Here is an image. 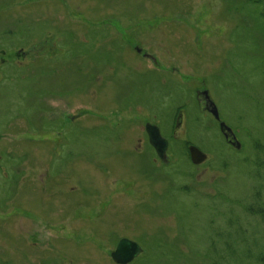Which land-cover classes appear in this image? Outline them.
I'll return each instance as SVG.
<instances>
[{
    "label": "rangeland",
    "instance_id": "rangeland-1",
    "mask_svg": "<svg viewBox=\"0 0 264 264\" xmlns=\"http://www.w3.org/2000/svg\"><path fill=\"white\" fill-rule=\"evenodd\" d=\"M121 236L132 264L263 256L264 0H0V264H116Z\"/></svg>",
    "mask_w": 264,
    "mask_h": 264
},
{
    "label": "water",
    "instance_id": "water-1",
    "mask_svg": "<svg viewBox=\"0 0 264 264\" xmlns=\"http://www.w3.org/2000/svg\"><path fill=\"white\" fill-rule=\"evenodd\" d=\"M203 96L207 101V109L215 116L217 120H219L220 114L218 108L214 101L210 98L209 92L204 91ZM224 126L226 125L224 123H221V127L224 128ZM227 129L228 130L226 131L232 133V130H230L229 128ZM146 132L148 134L150 144L155 148L160 159L164 162H167L169 142L165 137H163L160 127L156 124L148 122L146 124ZM189 152L192 162L196 165L203 163L207 159V155L195 146H189ZM142 251V247L136 242L122 240L118 248L112 253V257L115 262L119 264H126L137 257L140 253H142Z\"/></svg>",
    "mask_w": 264,
    "mask_h": 264
},
{
    "label": "flooded vegetation",
    "instance_id": "flooded-vegetation-1",
    "mask_svg": "<svg viewBox=\"0 0 264 264\" xmlns=\"http://www.w3.org/2000/svg\"><path fill=\"white\" fill-rule=\"evenodd\" d=\"M204 99V98H203ZM205 100V99H204ZM211 113V112H210ZM212 114V113H211ZM214 119L217 121V123H218V125H219V127H221V123L223 122V120L221 119V117H220V119L219 120H217L215 117H214ZM234 133L232 134V133H229V137H228V139L226 138L225 139V141L230 145V146H234L233 145V142H234ZM149 138V137H148ZM225 138V137H224ZM151 145V144H150ZM235 147V146H234ZM152 148L154 149V151H155V153H156V150H155V148L152 146ZM157 154V153H156ZM158 156V155H157ZM162 163H165V164H167L168 162H169V159H168V161L167 162H164L163 160H161L160 158H159V156L157 157ZM157 161V160H156ZM122 238H128V237H124V236H121L120 238H119V240H118V243H119V241L122 239ZM131 239V238H130ZM118 243H117V245H118ZM117 247V246H116ZM142 254V253H141ZM140 254V255H141ZM139 255V256H140ZM138 256V257H139ZM137 257V258H138ZM137 258H134L133 260H131L129 263H127V264H132L133 262H135V260L137 259Z\"/></svg>",
    "mask_w": 264,
    "mask_h": 264
},
{
    "label": "trees",
    "instance_id": "trees-1",
    "mask_svg": "<svg viewBox=\"0 0 264 264\" xmlns=\"http://www.w3.org/2000/svg\"><path fill=\"white\" fill-rule=\"evenodd\" d=\"M263 256L259 257L256 262L253 263L252 260H250L248 264H264V253L262 252Z\"/></svg>",
    "mask_w": 264,
    "mask_h": 264
}]
</instances>
